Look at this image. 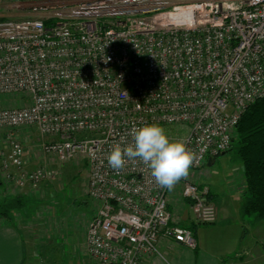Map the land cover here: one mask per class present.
Segmentation results:
<instances>
[{
    "label": "built area",
    "instance_id": "1",
    "mask_svg": "<svg viewBox=\"0 0 264 264\" xmlns=\"http://www.w3.org/2000/svg\"><path fill=\"white\" fill-rule=\"evenodd\" d=\"M24 12L0 18V95L26 107L0 110L2 168L36 189L54 173L25 175L12 130L35 127L54 139L41 150L59 162L86 160L87 197L97 209L85 247L93 264H140L160 237L194 250L192 230L170 225L167 188L139 159L119 172L112 147L131 129L182 127L195 154L189 172L228 152L246 108L264 98V0H0ZM169 135V134H168ZM9 178V175H7ZM193 222L209 226L216 207L206 187L185 182Z\"/></svg>",
    "mask_w": 264,
    "mask_h": 264
},
{
    "label": "rangeland",
    "instance_id": "2",
    "mask_svg": "<svg viewBox=\"0 0 264 264\" xmlns=\"http://www.w3.org/2000/svg\"><path fill=\"white\" fill-rule=\"evenodd\" d=\"M24 12L14 10L10 6H0V18H23ZM28 99L23 94L0 95V110L18 109L26 107ZM168 136L183 137L186 130L182 127L166 129ZM14 137L24 148L23 172L27 176L35 169L44 167L54 173L52 179L43 180L36 189L18 185L20 173L11 169L2 168L1 159L7 152L6 134L8 130H0V202L5 203L20 196L23 199V208L20 216L14 221L21 228L25 241V251L41 253L46 259L56 253L58 256L67 252L64 246L65 239H74L77 243L83 239L85 247L88 215L96 212L98 204H92L87 197V167L86 160L76 155L67 162H59L54 156L42 152L41 145L54 139L41 137L35 127L23 126L11 131ZM235 139V137H234ZM234 144V143H233ZM208 161V160H207ZM206 172L212 178V183L224 188L226 182L234 189L243 182L242 165L237 159L234 150L210 159ZM9 175V178H7ZM1 220V219H0ZM76 248L80 249V245ZM264 251V242L261 244ZM86 251V247H85Z\"/></svg>",
    "mask_w": 264,
    "mask_h": 264
},
{
    "label": "crops",
    "instance_id": "3",
    "mask_svg": "<svg viewBox=\"0 0 264 264\" xmlns=\"http://www.w3.org/2000/svg\"><path fill=\"white\" fill-rule=\"evenodd\" d=\"M206 161L202 168L189 172L171 191L167 193V211L170 225L192 230L197 246L191 250L171 238L160 237L157 252L143 256L140 264H264V222L240 214L244 181L240 187L226 182L221 188L206 172ZM192 182L209 191V199L216 207V221L209 226H197L193 222L189 202L181 196L183 184ZM91 202V201H90ZM93 203L91 202V205ZM21 211L15 216H20ZM88 215V221L94 216ZM21 228L14 221L0 220V264H93L88 257L83 239H65L67 252L56 253L49 259L41 253L25 251V241ZM80 245V249L76 248Z\"/></svg>",
    "mask_w": 264,
    "mask_h": 264
},
{
    "label": "trees",
    "instance_id": "4",
    "mask_svg": "<svg viewBox=\"0 0 264 264\" xmlns=\"http://www.w3.org/2000/svg\"><path fill=\"white\" fill-rule=\"evenodd\" d=\"M234 137L230 149L241 162L245 185L240 214L264 222V98L246 108L236 125ZM22 201V197L17 196L0 202V219L11 222L22 210Z\"/></svg>",
    "mask_w": 264,
    "mask_h": 264
},
{
    "label": "clouds",
    "instance_id": "5",
    "mask_svg": "<svg viewBox=\"0 0 264 264\" xmlns=\"http://www.w3.org/2000/svg\"><path fill=\"white\" fill-rule=\"evenodd\" d=\"M133 142L122 147L115 144L107 156L110 168L119 172L129 160L139 159L148 169L156 184L171 191L187 178L195 154L184 139H170L165 128L157 123L131 129Z\"/></svg>",
    "mask_w": 264,
    "mask_h": 264
}]
</instances>
